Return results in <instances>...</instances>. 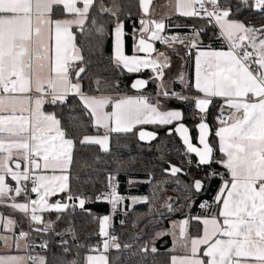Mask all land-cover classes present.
<instances>
[{
  "label": "snow or ice",
  "instance_id": "1",
  "mask_svg": "<svg viewBox=\"0 0 264 264\" xmlns=\"http://www.w3.org/2000/svg\"><path fill=\"white\" fill-rule=\"evenodd\" d=\"M137 2L139 27L132 21L128 31L133 14L121 0H0V264H120L111 251L131 245L111 229L118 211L128 214V200L152 205L139 228L143 236L131 238L139 243V264H160L156 245L164 237L172 240L167 264H264V0H169L174 11L159 19L153 0ZM173 15L201 23H169ZM170 28L188 31L170 35ZM109 38V64L100 68ZM217 40L219 50L212 44ZM173 56L181 66L169 75ZM189 60L194 75L183 71ZM94 63L119 77L143 71L149 77L134 79V94H128L120 79L93 75ZM149 83L155 84L154 95L146 91ZM173 101L192 109L199 147L183 109L170 107ZM144 125L165 127L167 136L178 135L185 146L179 165L160 156L168 165L163 173L184 192L179 207L161 197L166 181L154 187L151 200L121 194L119 176L129 171L123 162L107 172L101 188L76 170L79 149L98 146L110 153L114 135L157 140L158 133L144 131ZM189 154L197 157L195 165ZM193 166L207 171L198 176ZM217 178L215 195L202 199ZM151 182L127 179L129 188ZM198 200L201 211L193 214ZM92 203L110 205L111 215L93 213L86 207ZM77 209L98 223V242L80 241ZM178 211L184 218L169 228L152 219ZM25 221L28 230L20 227Z\"/></svg>",
  "mask_w": 264,
  "mask_h": 264
},
{
  "label": "trees",
  "instance_id": "2",
  "mask_svg": "<svg viewBox=\"0 0 264 264\" xmlns=\"http://www.w3.org/2000/svg\"><path fill=\"white\" fill-rule=\"evenodd\" d=\"M121 4L125 11H129L133 14L132 19L127 23V30L131 31L133 26L132 21H135L136 27H139V7L137 0H121ZM172 22H182L189 25L196 24L198 27L201 23L198 20L181 18L177 15L173 16L172 21H170L169 23ZM253 22L257 24L260 23V21L256 18H253ZM187 31V29L170 28L168 34L172 35L177 33L179 35H183L187 33ZM203 39L205 43L210 42L208 35H205ZM212 44L213 47H219L220 41H214L212 42ZM157 47L163 49L158 43ZM132 52V40L129 37L126 42V53L128 55H131ZM110 55L111 38H109L106 42L104 48V59L101 62L100 68H103L104 66H107L109 64L107 57ZM183 71H185L189 75H193V62L189 60L187 63H185ZM92 72L93 75H101L113 79H120L121 89L128 92V94H134V91L130 88V85L134 79L149 77L148 71H143L140 74H125L124 76L119 77L114 75L113 71L111 70H99L95 63L92 66ZM84 83L87 89V85L89 83L88 79H85ZM176 87L179 90V86L177 85ZM146 91L154 95L155 84L149 83ZM70 103H78V101L73 100L70 101ZM170 107L182 108L186 115L185 123L194 131V124L196 122L194 121V118L192 116V109L189 106L179 104L175 101L170 103ZM48 108L52 107L48 106ZM77 112H79V109H77ZM211 112L212 115L209 116V122L214 124L212 117L217 114L216 108H212ZM66 113L67 110H65L64 114L66 115ZM84 119L87 122V118ZM89 131L92 132L93 130L89 129ZM155 131L159 133V139L152 145H143L139 143L137 141V137L133 136L132 134H120L119 136H113L110 145V153L102 152L98 146H93L91 148H81L77 151L78 165L76 170L79 172L82 178L86 175L90 176L92 182L95 183L96 187L101 188L102 182L105 180L107 172L114 170L118 166L119 162H123L124 168L128 169L129 171H122L119 176V192L121 194L126 196H146L151 200L153 197L154 187L160 184L162 181H166V183L164 184L165 190L161 193V197H171L174 205L176 207H179V205L183 202L184 192L180 189V186L174 182L175 178L166 176L163 173L162 169L166 168L168 165L167 163H163L160 160V156L163 155L165 160H169L171 161V163L179 165L180 161L185 159V157L181 155L185 148L182 146L181 142L175 135H172L171 137L167 136V130L165 127H160ZM161 148L165 149L166 151L162 153L160 151ZM94 157H99V161L93 163ZM85 161L89 164H93V168L87 170L80 169L79 164L84 163ZM213 167L218 172H222V168L219 165H213ZM190 170L198 176L202 175L200 171L192 168ZM149 173L152 174L151 177L149 176ZM129 176L139 180L151 179L152 182L135 184L131 188H129L127 184V179ZM181 179L186 178L181 177ZM220 184L221 181L219 179L212 180L209 191L204 195V197H202V199L211 200ZM87 194L91 195V192H88ZM160 202H162V200ZM199 203L200 201L198 200L197 206L192 208L193 214L201 211L198 207ZM125 204L130 206L127 209L128 214L125 216L123 210L118 211L113 218V228L111 230L114 231V233L118 236L122 244L129 243L131 247L120 252L112 250L110 256H119L120 264H139V261L141 260V254L139 253V243L133 242L131 238L137 234L143 236V233L139 232V228H143L144 224L147 222L148 210L152 205L149 203H138L135 205H131L130 200L125 201ZM158 206L159 205H157V207ZM86 207L91 209V211L97 215H111L110 206L106 203H92L90 205H86ZM161 211L164 210L161 209ZM184 215V211H178L174 214L166 213L164 217L153 216L152 219L160 221L158 227L169 228L171 226L172 220L183 219ZM54 217L55 214H52L50 218L54 219ZM137 217H145V219L137 221ZM121 219L125 221L124 225L120 224ZM26 224V221L22 222L20 227L25 228L24 226H26ZM133 225H137V227H134ZM63 227L64 225H61V229ZM75 227L79 234V239L81 242L94 244L100 240V237L96 235L99 229L98 223L93 221L92 217L87 213H83L79 209L76 210L75 214ZM190 230L193 234L196 233L195 226ZM145 231H148L149 235L151 234L150 230L146 229ZM144 239H147V236H144ZM37 243H39L38 239ZM156 246L160 249L161 253V255H158L156 257L157 261H159L160 264H167L168 253L166 252V249L172 246L171 237H164L163 240L157 242ZM36 251L39 252L40 250L36 249ZM84 254H86V252L82 249L81 256H83ZM149 259H151V257Z\"/></svg>",
  "mask_w": 264,
  "mask_h": 264
},
{
  "label": "crops",
  "instance_id": "3",
  "mask_svg": "<svg viewBox=\"0 0 264 264\" xmlns=\"http://www.w3.org/2000/svg\"><path fill=\"white\" fill-rule=\"evenodd\" d=\"M151 8L154 10V15H155V18H157V19H159L164 14H170V13H172L174 11L173 8L169 6V0H153ZM173 16H176V15H173ZM175 34L179 35L177 33H175ZM214 48L219 50L220 46L219 47H214ZM161 50H166V49H161ZM225 50H226V48H225ZM172 59H173V64H172V68L169 70V75L175 74L180 69V66H181V60L178 57L173 56ZM193 75H194V63H193ZM176 89L178 90L177 87H176ZM172 108H174V107H172ZM46 109L48 111H53L54 110L52 108H48V106H46ZM185 122L186 121H184V123ZM141 127L143 129H150V130H153V131H155L156 129L160 128V127H157V126H154V125H144V126H141ZM161 127H163V126H161ZM195 137H196V133L194 132V139H195ZM224 171L225 170L222 168V173ZM12 183L14 184V182H12ZM33 198H34V194H33ZM56 198L57 197H53L52 199H56ZM24 227H25L24 228L25 230H28V224H26V226H24Z\"/></svg>",
  "mask_w": 264,
  "mask_h": 264
},
{
  "label": "water",
  "instance_id": "4",
  "mask_svg": "<svg viewBox=\"0 0 264 264\" xmlns=\"http://www.w3.org/2000/svg\"><path fill=\"white\" fill-rule=\"evenodd\" d=\"M148 88V87H147ZM147 90V89H146ZM134 91V90H133ZM186 124V123H185ZM187 125V124H186ZM188 126V125H187ZM189 127V126H188ZM190 129H191V131H190V135L193 137V144L194 145H196V146H200L199 145V143H198V140L196 139V137H197V131H196V129H195V127H194V131H193V129L191 128V127H189ZM144 131H153V130H150V129H143ZM194 132L196 133V137H195V139H194ZM173 135H176V134H173ZM176 137L179 139V141L181 142V144H182V146L185 148V146L183 145V142H182V140L179 138V136L178 135H176ZM158 139H159V133H158ZM157 139V140H158ZM157 140H154V141H140L138 138H137V141L139 142V143H141V144H143V145H152V144H154ZM192 156H194L196 159H197V157L195 156V154H191ZM204 167V166H203Z\"/></svg>",
  "mask_w": 264,
  "mask_h": 264
},
{
  "label": "built area",
  "instance_id": "5",
  "mask_svg": "<svg viewBox=\"0 0 264 264\" xmlns=\"http://www.w3.org/2000/svg\"><path fill=\"white\" fill-rule=\"evenodd\" d=\"M194 121L197 123V120H196L195 118H194ZM184 151H185V149H184ZM184 151H183V152H184ZM189 158L192 159V161H193V165H195L197 159H196L194 156H192L191 154H189ZM192 169H195V170H197V171H200L202 174H203L204 171H207L206 167H203V166H202L201 169H197L195 166H193ZM221 173H222V172H221ZM217 179H218V178H217ZM88 205H90V204H88ZM109 206H110V205H109Z\"/></svg>",
  "mask_w": 264,
  "mask_h": 264
},
{
  "label": "rangeland",
  "instance_id": "6",
  "mask_svg": "<svg viewBox=\"0 0 264 264\" xmlns=\"http://www.w3.org/2000/svg\"><path fill=\"white\" fill-rule=\"evenodd\" d=\"M131 205H132V202H131ZM172 221H178V220H172ZM172 221H171V222H172Z\"/></svg>",
  "mask_w": 264,
  "mask_h": 264
}]
</instances>
